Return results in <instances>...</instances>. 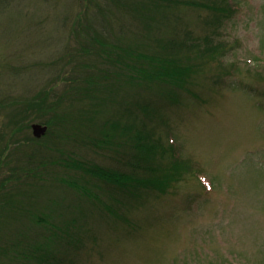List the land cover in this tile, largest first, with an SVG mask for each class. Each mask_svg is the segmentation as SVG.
Returning <instances> with one entry per match:
<instances>
[{"label": "rangeland", "instance_id": "obj_1", "mask_svg": "<svg viewBox=\"0 0 264 264\" xmlns=\"http://www.w3.org/2000/svg\"><path fill=\"white\" fill-rule=\"evenodd\" d=\"M105 2L0 0V224L5 221L14 238L24 222L44 218L46 224L31 229L51 254L48 264H264V0H207L230 7L225 13L173 6L172 27L219 44V66L194 70L182 88L168 85V98L144 83H115L107 94L104 117L118 122L114 138L122 160L128 137L149 135L158 152L166 149L159 165L173 175L168 192L143 187L139 197L111 194L104 183L67 169L79 160L112 166L114 156L71 132L65 141L43 139L46 156L36 154L32 126H46L47 118L35 105L41 96L54 104L78 71L111 66L80 48ZM118 24L111 26L120 47L138 43L146 54L152 51V41L121 32ZM136 96L146 107L133 108V118L127 107ZM61 102L69 106L71 131L80 109L71 98ZM168 153L182 161L181 170L165 161ZM18 188L31 190L25 213L11 209ZM17 263L26 261L0 255V264Z\"/></svg>", "mask_w": 264, "mask_h": 264}, {"label": "trees", "instance_id": "obj_2", "mask_svg": "<svg viewBox=\"0 0 264 264\" xmlns=\"http://www.w3.org/2000/svg\"><path fill=\"white\" fill-rule=\"evenodd\" d=\"M105 1V6L98 4L99 15L96 18V22H92L88 26L93 32L91 35L88 33L90 37L88 44L80 48L82 54H92L97 57V60L106 61L111 66L95 70H93L95 66L85 67L78 71V77L70 79L67 90L61 93L62 96L58 101H54V104H52L48 95L41 96L40 101L35 105H37L38 114L47 115L45 119L47 132L41 137L42 139L39 138V142L38 138H32V140L40 144L36 154H39L42 159L46 156V151L42 146L43 139H48L49 144L55 143L56 139L65 141L64 133L71 132L72 137L74 135L87 139L91 148L101 151L110 149L109 151H112L114 156L112 158V166H103L89 160H79L66 163L67 169H78L83 175L104 183L108 186V192L111 194L114 191L117 193L123 191L130 196L139 197L146 194L144 188H153L166 193L174 179L171 172L168 175V172H165V169L159 165L160 160H162L161 157H165L166 149L162 148L163 153L158 152L160 144L157 146L156 140L149 142V135H141L139 132L138 136L127 138V148L123 152L125 153V159L122 160L121 150H119L122 146L114 138V132L119 125L118 122L112 121L109 116L104 117V103L109 100L108 93L111 88L115 87V83L120 84L123 82L133 86H141L144 83L142 85L143 88L154 87L153 89H156L155 95L157 97L168 98L166 96L167 93L164 91L169 89L168 85L177 84V86L173 87L182 88V85L188 82V76L194 70H199L213 62L215 67H218L221 57L216 56V54L220 52L218 47L220 45H212L211 40L207 37H190V34L184 31L177 33L172 27V18L174 17L172 15L173 10L170 9L177 5L200 9L211 8L214 11L225 13L227 11L230 12L231 8L218 6L216 3L212 6L207 0ZM95 6L97 5L95 4ZM104 8H107V14L102 10ZM104 17L105 23L103 25L100 21L104 22ZM125 20L129 24L125 25ZM106 21L109 23H106ZM115 22L119 23L117 26L119 31L123 28L121 32L132 33L136 39L141 38L144 41H152V51L146 54V52L139 49L138 43H135L133 47H120V42L114 39V27L111 26ZM165 36L170 37V39H165ZM64 98H71V103L77 102L80 109L78 113H73L71 131L68 130L66 121L72 116L66 113V108H69V106L65 107L66 105L61 102ZM137 98L138 96L132 98L127 107L130 116L132 114L135 115L136 108L144 109L146 107L144 105L146 100L144 98L138 100ZM141 102L144 104H141ZM117 103L119 104L115 100L112 106L115 110L114 114L119 116L120 110H118ZM46 107L47 111L45 110ZM133 108L135 109L132 110ZM106 113H109V109ZM134 123H137V121ZM166 157L165 161L171 163L177 169H182L178 165L182 161L177 164L176 160L171 159V153H168ZM186 164L188 165L187 162ZM39 167L41 168V165H37V168ZM198 169L202 171L197 166L196 171ZM61 181L66 185H72V188H76L77 184L75 182L68 183L69 181L63 179ZM27 188L29 189V187ZM28 189L22 190L27 191L23 193L18 188L16 199L9 198L13 213H17L22 205L28 204L24 202L26 201L25 198L31 193V190ZM87 195H89L88 192ZM21 210L25 213L27 208L26 210L21 208ZM32 217H34V214ZM44 224H46L45 219L40 216L28 221V223L24 222L21 225L22 228L15 230L13 238L7 225H5V221H3L0 224V255L4 257L11 255L14 259L26 261L25 264H48L51 261V254L35 241L39 237L40 232L31 229V225H36L38 228ZM49 224L50 227L54 228L52 223ZM54 260V264H62L57 261L58 259Z\"/></svg>", "mask_w": 264, "mask_h": 264}, {"label": "water", "instance_id": "obj_3", "mask_svg": "<svg viewBox=\"0 0 264 264\" xmlns=\"http://www.w3.org/2000/svg\"><path fill=\"white\" fill-rule=\"evenodd\" d=\"M33 135L35 138H41L47 132V126L35 124L32 126Z\"/></svg>", "mask_w": 264, "mask_h": 264}]
</instances>
